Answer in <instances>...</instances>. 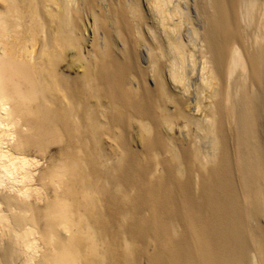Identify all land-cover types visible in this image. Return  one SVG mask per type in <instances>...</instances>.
Returning a JSON list of instances; mask_svg holds the SVG:
<instances>
[{
    "label": "bare ground",
    "instance_id": "1",
    "mask_svg": "<svg viewBox=\"0 0 264 264\" xmlns=\"http://www.w3.org/2000/svg\"><path fill=\"white\" fill-rule=\"evenodd\" d=\"M0 264H264V0H0Z\"/></svg>",
    "mask_w": 264,
    "mask_h": 264
}]
</instances>
